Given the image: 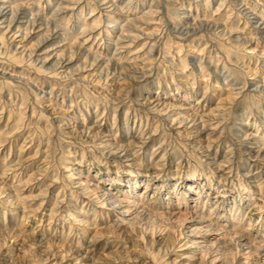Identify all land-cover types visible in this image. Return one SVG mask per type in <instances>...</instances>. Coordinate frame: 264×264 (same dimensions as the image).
I'll return each mask as SVG.
<instances>
[{
	"label": "rangeland",
	"instance_id": "obj_1",
	"mask_svg": "<svg viewBox=\"0 0 264 264\" xmlns=\"http://www.w3.org/2000/svg\"><path fill=\"white\" fill-rule=\"evenodd\" d=\"M108 1L0 0V264H264V0Z\"/></svg>",
	"mask_w": 264,
	"mask_h": 264
},
{
	"label": "bare ground",
	"instance_id": "obj_2",
	"mask_svg": "<svg viewBox=\"0 0 264 264\" xmlns=\"http://www.w3.org/2000/svg\"><path fill=\"white\" fill-rule=\"evenodd\" d=\"M108 0H102V4L103 5H106V4H108ZM106 6H108V5H106ZM1 9H0V18L1 17H3V16H5L6 15V12H5V10H6V7L5 6H3V7H0ZM1 20V19H0ZM13 20V19H12ZM12 20H10V21H12ZM1 22V21H0ZM3 22V21H2ZM5 22V21H4ZM9 23V22H8ZM1 24V23H0ZM109 140V139H108ZM85 182V181H84ZM81 184H82V182H81ZM116 197L117 196H115V195H113V193H110V199H111V203L112 204H114V205H116V203L117 202H119V198L118 199H116ZM118 205V204H117ZM203 219H201V221H202ZM203 222V221H202ZM61 264H63V263H61Z\"/></svg>",
	"mask_w": 264,
	"mask_h": 264
}]
</instances>
